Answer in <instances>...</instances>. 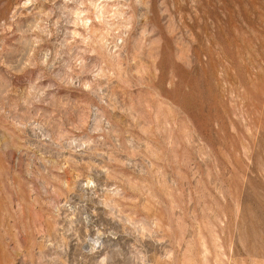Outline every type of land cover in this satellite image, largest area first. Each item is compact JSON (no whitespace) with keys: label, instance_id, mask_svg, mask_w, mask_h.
I'll list each match as a JSON object with an SVG mask.
<instances>
[{"label":"rangeland","instance_id":"rangeland-1","mask_svg":"<svg viewBox=\"0 0 264 264\" xmlns=\"http://www.w3.org/2000/svg\"><path fill=\"white\" fill-rule=\"evenodd\" d=\"M0 264H264V0H0Z\"/></svg>","mask_w":264,"mask_h":264}]
</instances>
